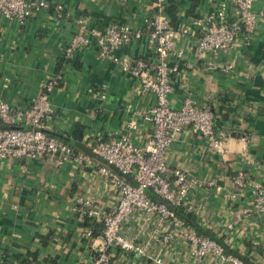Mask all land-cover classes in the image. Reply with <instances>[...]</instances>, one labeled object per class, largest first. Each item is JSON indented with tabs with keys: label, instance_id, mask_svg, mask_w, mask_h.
Listing matches in <instances>:
<instances>
[{
	"label": "crops",
	"instance_id": "1",
	"mask_svg": "<svg viewBox=\"0 0 264 264\" xmlns=\"http://www.w3.org/2000/svg\"><path fill=\"white\" fill-rule=\"evenodd\" d=\"M46 1L49 8L24 24L0 16V100L16 111L27 110L46 84L56 80L58 86L50 94L55 113L45 131L70 144L78 155L91 157L93 165L58 164L53 156L38 160L0 156V264H92L104 239L88 235V224L80 223L74 208L79 198L93 199L104 210L113 209L118 201L113 183L100 171L113 168L92 155V146L122 133L143 146L150 131L145 115L156 104L153 94L140 93L138 81L121 63L101 58L95 46L80 49L74 59L63 62L80 21L86 20L88 32L111 24L143 30L142 40L115 55L156 63L145 25L157 12L154 0ZM221 3H227V13L235 19L234 0H170L172 24L185 27ZM254 10L264 13V0H257ZM61 12L64 16L58 17ZM197 46L193 32L178 43L184 57L172 78L171 105L178 109L192 96L214 113L216 133L227 131L230 137L219 150L190 128L180 134L167 150L166 163L200 185L178 207L176 220L161 222L157 215L148 220L133 213L122 233L144 246L146 256L114 247L109 249L112 264H231L192 257L184 235L189 229L216 241L245 264H264V219L245 214L253 202L252 186H264V17H258L249 44L240 37L232 50L212 58L214 69ZM228 64L232 71L225 70ZM133 123L135 130L129 128ZM0 127L5 125L0 122ZM240 173L247 177L243 188L234 183ZM148 194L163 202L151 191ZM94 226L103 232L101 224Z\"/></svg>",
	"mask_w": 264,
	"mask_h": 264
},
{
	"label": "built area",
	"instance_id": "2",
	"mask_svg": "<svg viewBox=\"0 0 264 264\" xmlns=\"http://www.w3.org/2000/svg\"><path fill=\"white\" fill-rule=\"evenodd\" d=\"M256 1L234 0L235 19L228 15L227 3H221L214 12L194 17L189 25L177 28L166 12L170 0H154L157 12L145 20V25L156 63L143 59H120L115 55L132 42L142 40L143 30L111 24L104 29L88 32L86 20L80 21L82 25L69 42L63 59L70 61L80 49L95 46L101 58H110L122 64L123 70L138 81L141 94H153L156 98L155 106L145 115L150 131L143 146L135 144L127 133L92 146V153L113 168L103 167L100 171L111 180L118 197L117 204L111 210L101 209L93 199L87 198H79L74 208L80 223L88 224L89 236H93L96 223L103 226L104 244L94 251L92 264H112L109 249L114 247L137 256H146L144 246L123 235L122 225L135 212L144 214L148 220L155 215L159 216L161 222L167 219L176 220L175 213L167 204L182 207L190 192L200 185L198 180L190 178L185 171L172 169L166 163L167 150L180 134L190 128L219 150L230 137L227 131L216 133L214 113L209 107L200 106L192 96H187L178 109L171 105L172 78L179 72L184 57V52L177 47L183 37L195 33L198 37V53L210 58L207 65L214 69L216 63L212 58L232 50L240 37H244L246 44H249L258 17H264V13L255 12ZM48 8L49 3L46 0H0V16L22 24L37 12ZM64 13L61 12L58 17H63ZM225 70L232 71L233 66L228 64ZM57 86L56 80L48 82L44 93L24 111H16L0 100V122L5 125L0 127V156L30 160L53 156L57 158L58 164L75 161L86 166L93 165L91 157L76 154L70 144L45 132L47 123L55 113L50 104V94ZM129 128L135 130L137 126L133 123ZM242 141L247 142L248 138L243 137ZM246 178L245 174L240 173L234 178L235 185L245 187ZM252 188L253 202L245 210V214L264 219V186ZM148 191L160 197L163 202L153 201ZM184 235L189 242V253L196 259L213 257L231 264H245L235 256L227 254L220 244L210 238L198 235L190 229Z\"/></svg>",
	"mask_w": 264,
	"mask_h": 264
},
{
	"label": "trees",
	"instance_id": "3",
	"mask_svg": "<svg viewBox=\"0 0 264 264\" xmlns=\"http://www.w3.org/2000/svg\"><path fill=\"white\" fill-rule=\"evenodd\" d=\"M167 14L170 16V18H171V20H172V23L174 22V20H175V16H174V8L173 7H169L168 9H167ZM63 62H66V60L65 59H63ZM61 66V65H60ZM65 142V141H64ZM67 143V142H66ZM77 154V153H76ZM151 198V197H150ZM168 205V208L172 211V212H174L175 213V215L177 216V214H178V207H174V206H171V205H169V204H167ZM180 212V211H179ZM186 222H188V223H190V224H192V225H194V223L192 222V221H189L188 220V218L186 217H182ZM102 227V226H101ZM102 230H103V227H102ZM98 235H102V232H101V228L99 227V226H94L93 227V236H98Z\"/></svg>",
	"mask_w": 264,
	"mask_h": 264
},
{
	"label": "water",
	"instance_id": "4",
	"mask_svg": "<svg viewBox=\"0 0 264 264\" xmlns=\"http://www.w3.org/2000/svg\"><path fill=\"white\" fill-rule=\"evenodd\" d=\"M45 132H46V131H45ZM46 133H47V132H46ZM91 153H92V151H91ZM92 155L95 156L93 153H92ZM95 157H97V156H95Z\"/></svg>",
	"mask_w": 264,
	"mask_h": 264
}]
</instances>
